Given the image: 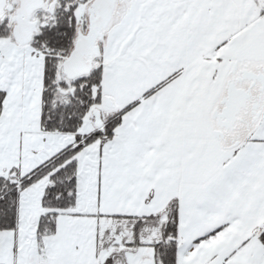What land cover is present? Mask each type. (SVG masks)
<instances>
[{
    "label": "snow or ice",
    "instance_id": "6c2138e0",
    "mask_svg": "<svg viewBox=\"0 0 264 264\" xmlns=\"http://www.w3.org/2000/svg\"><path fill=\"white\" fill-rule=\"evenodd\" d=\"M0 264H264V0H0Z\"/></svg>",
    "mask_w": 264,
    "mask_h": 264
}]
</instances>
